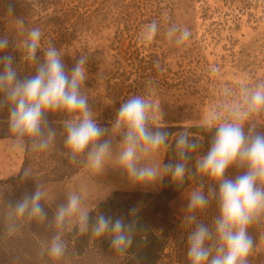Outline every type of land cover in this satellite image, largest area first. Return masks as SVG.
<instances>
[{
	"label": "rangeland",
	"instance_id": "rangeland-1",
	"mask_svg": "<svg viewBox=\"0 0 264 264\" xmlns=\"http://www.w3.org/2000/svg\"><path fill=\"white\" fill-rule=\"evenodd\" d=\"M69 0H0V26L7 32H19L29 38L32 29L23 19L32 21L51 13L59 2ZM94 2H89L91 4ZM162 9L155 14L157 32L152 40L144 38L150 21L134 22L130 31L116 33L115 26H95L79 30L60 43L57 51L66 71L80 58H86L85 80L80 90L93 98L94 118H102L106 106L117 114L122 103L132 96L152 102L149 123L223 124L226 121L264 123V107L249 111L248 97L264 84V0H160ZM143 20V19H142ZM176 32L169 35L170 29ZM189 36L178 43L183 31ZM79 114L74 117H78ZM112 123L101 138L110 141V152L99 168L86 158L84 166L72 176L41 186L43 199L56 212L72 195L79 198L78 209L66 216L70 227L86 211L114 189L158 190L161 183L164 147L148 155L141 154L138 167L159 170L155 180H137L120 163L122 128ZM19 137L0 138V177L18 173L23 144ZM189 186L171 201L177 218L185 217ZM256 249L264 251V224Z\"/></svg>",
	"mask_w": 264,
	"mask_h": 264
},
{
	"label": "trees",
	"instance_id": "trees-1",
	"mask_svg": "<svg viewBox=\"0 0 264 264\" xmlns=\"http://www.w3.org/2000/svg\"><path fill=\"white\" fill-rule=\"evenodd\" d=\"M89 2H94L88 4ZM160 0H69L60 4L57 2L51 13L28 21L24 25L38 28L41 32L39 48L35 58L29 56L25 42L19 32H7L0 26V38H6L8 47L0 50V57L10 54L13 57V67L18 79H26L36 74L38 67L46 60V50L49 47L57 49L60 43L77 35L79 30L93 26H115L116 33L130 31V26L138 21L155 19L162 6ZM143 19V20H142ZM157 24V23H156ZM158 29V27H157ZM3 65L0 64V71ZM81 91V90H80ZM82 93V91H81ZM83 95V94H82ZM87 98L89 107L94 102ZM15 102L8 100L6 93L0 91V138L18 137L10 127V111ZM78 113H70L64 109L46 110L44 119L47 128L54 135L45 149L34 148L39 138L23 136L25 140L23 159L19 171L15 175L0 177V264H190L187 257L188 236L194 230L196 223H201L213 231V239L209 245H215L217 239L214 231V221L219 215L218 186L219 181L201 172L198 161L207 154L216 129L221 124H164L149 123L152 130L160 129L170 133L165 148L161 183L158 190L114 189L107 196L89 208L85 214L89 224L85 228L83 220L68 227L64 222H55V213L46 201L40 203L47 212L44 218L17 216L10 205L20 200L25 194L33 193L37 187L48 182L66 179L77 173L85 164V153L76 155L66 145L67 132L65 122L73 120ZM117 114L106 106L102 118H95L97 123L108 125ZM225 123L241 124L246 136L264 134V123L245 120L244 122L226 121ZM187 132L189 139L195 141L196 148L186 151V171L182 179H175L170 173H164L166 163L183 162L176 147V138L180 132ZM123 132L119 136L123 140ZM27 171L26 179L20 177ZM247 171L245 161L237 160L231 164L225 178L235 179ZM189 186L201 190L208 199V204L202 209L189 210L187 215H195L196 222L187 224L184 217L177 218L171 208V201ZM256 186L264 190V180H257ZM135 207V215L130 209ZM114 219L121 217L126 223L132 222L135 227L131 232L132 244L125 249L112 246L114 233L94 234L92 225L101 215ZM262 224H264V207L258 208L251 223L247 226V235L253 245L245 258V264H264V251L256 249ZM59 235L65 244V251L59 258L49 254L51 239ZM212 255H215L213 248ZM211 259V256L210 258Z\"/></svg>",
	"mask_w": 264,
	"mask_h": 264
},
{
	"label": "clouds",
	"instance_id": "clouds-1",
	"mask_svg": "<svg viewBox=\"0 0 264 264\" xmlns=\"http://www.w3.org/2000/svg\"><path fill=\"white\" fill-rule=\"evenodd\" d=\"M157 32L155 21L145 26L144 38L152 40ZM176 32L170 29L169 35ZM189 36L184 30L178 43ZM41 32L34 28L29 33L25 48L30 57L35 58L39 48ZM8 40L0 38V50L8 47ZM46 60L36 70V74L18 79L13 67V57L8 54L0 57L3 70L0 71V91L6 93L7 99L15 102L10 111V127L18 137L25 135L39 138L34 148L45 149L54 135L51 128L44 129L47 120L44 119L46 110L64 109L70 113H78V117L65 122L67 132L66 145L73 158L87 150L88 160L92 166L99 168L104 158L110 152V141L101 138L106 129L95 120L89 107L87 98L82 95L80 88L85 80L86 58H80L75 66L66 71L58 51L49 47L45 53ZM264 107V84H260L248 97L249 111ZM152 102L141 96H132L122 103L117 111L114 127H123V149L119 160L128 173L137 180H155L159 170L154 167H138L141 154L154 153L165 145L169 132L149 127V111ZM17 143L23 144L22 139ZM176 147L180 149L183 162L166 163L164 173H170L175 179H182L186 171V151L196 148L195 141H191L187 132H180L176 138ZM245 161L247 171L235 179L225 178L227 168L237 160ZM198 169L219 181L218 207L219 215L214 221V231L217 239L215 245L208 242L213 239V231L208 226L196 223L194 230L188 236L187 257L190 264H245L253 241L247 235V226L251 223L258 208L264 207V190L256 186L257 180H264V134L246 136L241 124L223 123L216 129L211 146L205 156L197 164ZM27 171L20 177L26 179ZM43 193L39 189L31 194H25L20 200L10 205L17 216L44 218L47 212L41 205ZM208 204V199L201 190L193 191L188 201V209H202ZM79 207L76 195L69 197L66 204L61 205L56 212L55 222L62 225L66 216L75 212ZM135 215L136 208L130 210ZM85 228L89 224V217H82ZM187 224L196 222L195 215L184 217ZM94 234L103 235L105 232L114 233L112 246L125 249L132 244L131 232L135 225L126 223L121 217L113 218L101 214L92 225ZM65 244L59 235L51 239L49 254L59 258L65 251ZM213 248L215 255H212ZM211 256V259H209Z\"/></svg>",
	"mask_w": 264,
	"mask_h": 264
}]
</instances>
